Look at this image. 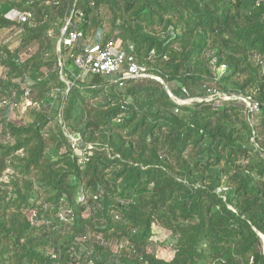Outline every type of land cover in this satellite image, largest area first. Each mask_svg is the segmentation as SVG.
Masks as SVG:
<instances>
[{
  "label": "trees",
  "instance_id": "1",
  "mask_svg": "<svg viewBox=\"0 0 264 264\" xmlns=\"http://www.w3.org/2000/svg\"><path fill=\"white\" fill-rule=\"evenodd\" d=\"M73 11L153 77L59 53ZM0 264H264V0H0Z\"/></svg>",
  "mask_w": 264,
  "mask_h": 264
},
{
  "label": "built area",
  "instance_id": "2",
  "mask_svg": "<svg viewBox=\"0 0 264 264\" xmlns=\"http://www.w3.org/2000/svg\"><path fill=\"white\" fill-rule=\"evenodd\" d=\"M30 1H42V0H30ZM11 17L17 19L19 22H27L33 13L29 11H19L14 9L11 12ZM81 13H75L74 11L67 20L66 26L64 27L61 37L62 44L67 46H77L79 49L78 54H74L76 65L83 70V72H94L103 75H118L117 81L120 85H124L128 79H144L153 77L150 75L146 68L140 66L135 57L128 53L121 46L117 45L113 40L102 42H96L94 44H88L84 39V33L75 24V18H80ZM28 93V91H27ZM176 98L174 95H172ZM215 97L221 100L240 99L244 101L246 108L251 112L259 111L261 105L259 102L252 101L248 98L227 95L223 93H217ZM177 99V98H176ZM178 102H189L190 99ZM7 104V103H6ZM29 101L22 103H14L11 105V109L18 107L25 110ZM74 145H78L77 140L73 139Z\"/></svg>",
  "mask_w": 264,
  "mask_h": 264
},
{
  "label": "rangeland",
  "instance_id": "3",
  "mask_svg": "<svg viewBox=\"0 0 264 264\" xmlns=\"http://www.w3.org/2000/svg\"><path fill=\"white\" fill-rule=\"evenodd\" d=\"M219 71L222 72L223 69ZM62 78L67 83H69V81L65 77L62 76ZM210 98H215V97L210 96ZM21 112H22V109L18 107H15L10 111L12 117L17 116ZM154 231H155V234L152 239H154V241L158 243V245H155L156 246L155 250L157 252V255L167 260L171 259L174 254V250L172 247V241L174 239V236L169 231L163 229L157 224H154Z\"/></svg>",
  "mask_w": 264,
  "mask_h": 264
},
{
  "label": "water",
  "instance_id": "4",
  "mask_svg": "<svg viewBox=\"0 0 264 264\" xmlns=\"http://www.w3.org/2000/svg\"><path fill=\"white\" fill-rule=\"evenodd\" d=\"M61 45H62V37H60L59 43H58V52L59 53H61Z\"/></svg>",
  "mask_w": 264,
  "mask_h": 264
}]
</instances>
